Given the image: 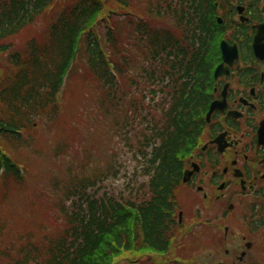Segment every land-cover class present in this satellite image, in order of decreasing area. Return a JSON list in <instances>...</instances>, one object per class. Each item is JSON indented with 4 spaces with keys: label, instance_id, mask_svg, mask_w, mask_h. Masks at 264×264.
<instances>
[{
    "label": "trees",
    "instance_id": "obj_1",
    "mask_svg": "<svg viewBox=\"0 0 264 264\" xmlns=\"http://www.w3.org/2000/svg\"><path fill=\"white\" fill-rule=\"evenodd\" d=\"M213 1L0 0V213L18 215L10 209L19 192V205L28 203L14 241L0 221V264H118L168 247L163 211L199 138L205 83L220 57ZM79 82L99 92L110 121L108 160L75 157L63 180L32 195L35 128L69 126L63 103ZM59 148L75 149L62 140ZM124 151L138 164L129 187L149 179L141 200L107 187Z\"/></svg>",
    "mask_w": 264,
    "mask_h": 264
},
{
    "label": "flooded vegetation",
    "instance_id": "obj_2",
    "mask_svg": "<svg viewBox=\"0 0 264 264\" xmlns=\"http://www.w3.org/2000/svg\"><path fill=\"white\" fill-rule=\"evenodd\" d=\"M223 2L218 66L222 43L236 59L207 89L172 221L187 240L183 253H193L187 264H264V0Z\"/></svg>",
    "mask_w": 264,
    "mask_h": 264
},
{
    "label": "rangeland",
    "instance_id": "obj_3",
    "mask_svg": "<svg viewBox=\"0 0 264 264\" xmlns=\"http://www.w3.org/2000/svg\"><path fill=\"white\" fill-rule=\"evenodd\" d=\"M140 3L141 0H140ZM141 7H144V4H141ZM79 82L73 91V94L66 96L63 106H65L66 117L63 120H66V123L69 126H65V129H62L58 126H51V130L44 126L43 124L38 125L35 128V137L37 140L41 141L40 150L37 155H34V172L33 176L29 178L27 186L32 195H37L38 191L44 190L52 186V181L55 177L63 180L65 176L66 169L74 161L75 157L79 160L85 157L86 154H92L93 162H96L98 159L106 160V142L108 139L107 128L110 125V122L101 113L100 106L98 105L99 101V92L95 89L86 88ZM83 116L80 118V116ZM71 126V127H70ZM65 131L63 135L61 131ZM74 134L75 142L68 143L65 141L67 135ZM62 144H68L72 149L70 154L61 155L56 157L55 153ZM86 151L87 153H83ZM124 155V152H123ZM124 163L127 166L129 160L128 156H123ZM122 160V159H121ZM26 171V170H25ZM130 171L127 173L126 170L121 171L120 180L110 181L107 185L111 190H116L118 193L126 191L130 179ZM127 175V176H126ZM26 199V194L19 192L18 199L14 206L11 207L10 211L18 213L10 219H6L7 215L2 213H8L7 211L0 213V219L9 226V232L6 235V242L10 243L15 240V238L24 234L25 224L19 218L20 216L25 215L27 210L26 205H19L20 202ZM18 207V208H17ZM154 255L153 253H151ZM147 254L145 256H149ZM144 256L140 254L139 257ZM153 263V262H151Z\"/></svg>",
    "mask_w": 264,
    "mask_h": 264
},
{
    "label": "water",
    "instance_id": "obj_4",
    "mask_svg": "<svg viewBox=\"0 0 264 264\" xmlns=\"http://www.w3.org/2000/svg\"><path fill=\"white\" fill-rule=\"evenodd\" d=\"M233 58H234V57H233ZM232 62H233V59H230V58H227V59H226V63H227V64L231 65ZM221 71H222V67H220V68L218 69V71H217V73H216V78L219 77V74H220ZM223 72L225 73V71H222L220 75H223ZM213 111H214V108L212 109L211 113H212Z\"/></svg>",
    "mask_w": 264,
    "mask_h": 264
}]
</instances>
